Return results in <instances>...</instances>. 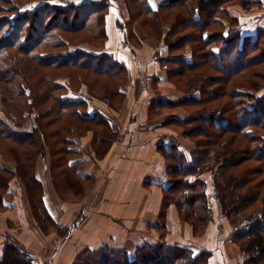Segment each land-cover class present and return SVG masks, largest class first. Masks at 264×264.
I'll return each instance as SVG.
<instances>
[{"label": "trees", "instance_id": "16d2710c", "mask_svg": "<svg viewBox=\"0 0 264 264\" xmlns=\"http://www.w3.org/2000/svg\"><path fill=\"white\" fill-rule=\"evenodd\" d=\"M187 1L167 0L157 10L142 4L130 23L145 16L141 25L146 28L155 20L156 38L167 46L169 54L183 51L189 42H198L202 52L199 58L186 50L177 57L159 56L156 62L169 83L199 68L214 71L219 74L215 77L219 89L207 92L204 85L211 75L202 72V82L193 86L186 83L182 92L178 90L180 95L166 96L157 91L149 110L158 115L215 100H224L223 106L188 111L185 117L170 116L154 126L170 131L157 145L167 163L165 174L171 179L162 192L160 225L152 234L145 229L131 234L133 238L128 236L135 249L131 258L117 250L97 256L87 253L81 257L85 263L208 264L213 251L204 248L193 256L165 240L166 213L171 205L195 236L205 235L214 225L215 213L217 235H228V240L240 247L247 256L242 264L264 263V35H243L240 27L231 26L234 10L229 3L247 7L250 0H192L194 6ZM109 6V0H0V155L5 162L15 163L9 169L0 162V208L6 192L14 182H20L43 230H47L44 222H53L43 205L42 183L35 174L37 158L49 148L51 155L58 156L50 170L56 169L62 178L63 188L52 184L56 193L60 197L64 189L81 197L84 182L91 177L79 176L82 161L76 160L79 150L74 139L91 132V146L102 155L110 149L113 138L106 117L98 111L88 113L86 106L98 99L119 107L132 86L131 66L121 53L136 55L141 45L134 33L127 31L130 39L125 35L115 50L91 53L73 49L80 44L105 47ZM179 6H187L185 13L173 16L174 23H169L171 27L163 34L160 12ZM213 25L217 31H211ZM192 31H196V39ZM155 79L156 85L160 78L156 75ZM171 127L179 128V135L193 141L189 151L176 142L178 134ZM239 140L244 142L243 148L233 146ZM246 160L255 166L229 173ZM225 222L229 224L226 231ZM251 245L255 251L245 248ZM13 262L33 264V259L18 243L8 242L0 264Z\"/></svg>", "mask_w": 264, "mask_h": 264}, {"label": "crops", "instance_id": "0c3cea01", "mask_svg": "<svg viewBox=\"0 0 264 264\" xmlns=\"http://www.w3.org/2000/svg\"><path fill=\"white\" fill-rule=\"evenodd\" d=\"M71 1L85 3L97 0ZM109 1L106 15L109 37L105 47L80 44L73 49L91 53L115 50L123 37L130 39L127 31L139 38L141 46L136 55L129 56L125 51L121 53V58L130 64L132 70V86L126 91L122 104L114 107L93 99L86 106L88 113L98 111L106 117L109 132L113 134L110 149L95 156V161L100 163L96 167L89 161V154L92 153L90 143L84 142L83 138L74 139L79 150L76 160L82 161L78 167L79 176L91 177L87 199L74 205L62 201L55 193L52 182L43 180L48 169L46 156L37 158L35 174L42 183L43 205L53 225L47 221V230H43V223L39 216L33 214L22 188L12 186L4 195V204L0 208V260L6 243L11 241L25 250L33 259V264H77L84 254H113L115 250L131 258L135 251L133 235L145 229L147 234H152L154 228L160 225L162 192L171 180L165 174L167 163L157 145L164 140L163 135H170V131L154 127L165 118V114H152L149 106L157 91L166 96L181 93L167 81L166 74L156 62L158 56H167V46L161 40L155 44L152 39H144L137 24L130 23L137 11L133 5L136 0H130L128 5L127 0ZM166 1L138 0V5L157 10L158 5ZM250 1L247 7L231 5L234 10L232 20L243 35L254 36L257 32L264 35V0ZM225 24L228 25V21ZM156 75L160 81L155 85ZM180 111L174 109L166 117L177 116ZM175 140L186 151L192 148L190 141L181 135H176ZM86 146L90 153L84 156L81 149ZM208 203L210 208L213 207L210 200ZM217 220L218 216L213 213L214 225L209 226L205 235L195 236L191 227L179 219L177 208L171 205L166 213L165 240L189 250L193 256L204 248L213 251L208 264H242L246 254L228 240V235H217ZM50 227L52 230H49ZM224 228L226 231L229 224L225 222ZM154 234L157 235L155 231Z\"/></svg>", "mask_w": 264, "mask_h": 264}, {"label": "rangeland", "instance_id": "374dc122", "mask_svg": "<svg viewBox=\"0 0 264 264\" xmlns=\"http://www.w3.org/2000/svg\"><path fill=\"white\" fill-rule=\"evenodd\" d=\"M193 4V6L195 5V2H193L192 0H188L187 1V4ZM238 2H230L229 4L230 5H235V4H237ZM134 7H136V9L137 8H139V5L138 4H134ZM185 7H187V6H184V7H181V6H179V7H172L171 8V10H168V12L167 13H165L164 11H161L160 13H161V15H160V23H159V25H162V32H163V34L167 31V29H169V27H171V25H169V23H171V24H173L174 23V21H175V19H174V17L173 16H175V15H177L178 13L179 14H181V13H185ZM205 9H207V8H205ZM137 12V11H136ZM136 12H134V14L136 15ZM134 14H133V16H134ZM201 16L204 18L205 17V12L204 13H202L201 14ZM144 18H146L145 16H138V17H136V21H134L137 25V27H139V30H140V32L142 33V35H143V38L144 39H152L151 40V42L152 43H155V44H157V41H160L161 39H157L156 38V32H157V25H156V22H155V20H152V21H150L149 23H148V25L146 26V28H144L142 25H141V21H142V19L144 20ZM187 18H189V17H187ZM202 18V20H204ZM205 21V20H204ZM228 23H229V21H228ZM231 23V26L232 27H235L234 25H235V22L234 23H232V21L230 22ZM217 25H213L212 26V30L211 31H214V30H216L217 31ZM192 33H193V37L196 39V37H197V34H196V31L194 32V31H192ZM199 46H200V44L198 43V42H196V41H192V42H189V43H187L186 44V46H185V48H184V50L183 51H175V52H171L170 54L168 53L167 54V56L169 55H172V57H177V55H179V54H182L184 51H191V52H193V57H196V56H198V58L202 55V52H200V51H198V49H199ZM188 47L189 48H191V50H189L188 49ZM159 57V56H158ZM202 72H204V73H208V74H210L211 76L209 77V79H207V81L205 82V85H204V88H205V90L207 91V92H210V91H213V92H217L218 91V89H219V85L217 84L218 83V80H216L215 79V77H217V76H219V74L218 73H216V72H214V71H210V72H205L202 68H199V69H197V70H195V72H192V73H189V74H186L185 73V76L184 77H182V78H176V79H174L173 77V79L170 81V84L173 86V88L175 87L177 90H179V91H181L182 92V88H183V86L186 84V83H190L191 82V85L193 86L194 84H196V83H201L202 82V80H201V73ZM174 88V89H175ZM179 88V89H178ZM216 94V93H215ZM198 95V94H197ZM202 95V94H201ZM224 100H221L220 102L219 101H217V100H215V101H213V102H208L207 104H205L204 106H200V107H192V108H182L181 110L182 111H180V114L179 115H177L178 117L180 116V117H185V116H187L188 115V111L190 112V111H201L202 109H204V108H209V109H213V108H215V107H221V106H223V103H221V102H223ZM169 113V111H163L162 113H160V114H158V115H161V114H165V118L164 119H166L167 117L166 116H168L167 114ZM163 119V120H164ZM172 128V127H171ZM171 128H169V129H171ZM174 131H176L177 132V134L179 135V133L181 134L182 133V130H180L179 128H175V127H173L172 128ZM91 132L90 133H87V134H85L83 137H81V138H83L82 140L84 141V142H89L90 143V145H91V141L89 140V138H91ZM83 135V134H82ZM177 135V136H178ZM182 136V135H181ZM88 139H87V138ZM184 137V136H183ZM180 138V137H179ZM186 138V137H185ZM186 139H188V141H190V143H191V145H192V147H193V141H191V139H189V138H186ZM226 139V138H225ZM185 145H187V143L185 144ZM233 146H239V147H241V148H243V146H244V142L242 141V140H239V142H236V143H233ZM87 147L88 146H86L85 147V149L83 150V148L81 149V152L83 153V155L85 156V154L87 155V153L89 154L90 152H89V148L87 149ZM58 148V147H57ZM91 148V152L92 153H90L89 155H90V158H91V160L89 159V161H90V163H94L95 164V166L97 167H99L100 166V163L99 162H96L95 160H97L96 158H95V156L97 157L100 153H97V152H95L94 150H93V147L91 146L90 147ZM44 156H46V162H47V171L44 173V176H43V180L45 181V182H47V181H49V183H50V181L52 182V184L53 185H57V186H59L60 188H63L62 186H61V183L60 182H62V178L60 177V175H59V172L55 169V170H53L52 169V171L50 170V165L52 164V161L53 160H55V157L57 158L58 156H55L54 157V155H51V152H50V149L49 148H46L45 149V153H44ZM7 160V159H6ZM0 162L2 163V165H4L5 167H7V168H9V169H13L14 168V166H15V163L13 162V160H7L6 162L4 161V160H2V157H1V155H0ZM12 165V166H11ZM255 165H254V162H252V161H249V160H246L244 163H242L241 165H239V166H237L236 168H234V169H232L229 173L230 174H236L237 172H240V171H247V170H250V169H252L253 167H254ZM10 167H12V168H10ZM54 175H56V178L54 177ZM101 178L103 177V175H101L100 176ZM169 178V177H168ZM170 179V178H169ZM171 180V179H170ZM107 181V180H106ZM106 181L104 182V183H106ZM17 185H19L21 188H22V190H23V192H24V189H23V187H22V185H21V183L20 182H14L13 183V186H17ZM52 185V186H53ZM91 186V181H86V182H84V186H83V188L85 187V190H84V192L82 193V196L81 197H79V195H74V194H71V192H69V191H65L64 189H61V193H60V197H59V195H58V193H56L57 191H55V193L57 194V196L62 200V201H64V202H68V203H70V204H72V205H74V204H78V203H80L81 201H82V199H83V201H85L86 199H87V196H86V191L88 190V187H90ZM253 186V185H252ZM54 189V188H53ZM55 190V189H54ZM19 191V190H18ZM25 193V192H24ZM28 200V199H27ZM72 207V206H71ZM74 209V208H73ZM238 224V223H237ZM44 225L46 226V223L44 222ZM49 230H52L51 229V227L49 228ZM196 236H198V235H196ZM9 243H12V244H14L15 245V243L16 242H14V241H11V242H9ZM254 246L255 245H251V246H247V247H245L247 250H253L254 249ZM254 251H255V249H254ZM97 260H98V258L97 257H95ZM264 259V258H263ZM80 263L79 264H90V263H85V261L83 262V260L82 259H80ZM12 264H15L14 262L12 263ZM50 264H52V263H50ZM78 264V263H77ZM264 264V263H263Z\"/></svg>", "mask_w": 264, "mask_h": 264}]
</instances>
